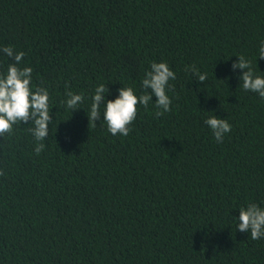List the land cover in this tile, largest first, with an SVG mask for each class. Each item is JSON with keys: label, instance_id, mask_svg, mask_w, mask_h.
Wrapping results in <instances>:
<instances>
[{"label": "trees", "instance_id": "trees-1", "mask_svg": "<svg viewBox=\"0 0 264 264\" xmlns=\"http://www.w3.org/2000/svg\"><path fill=\"white\" fill-rule=\"evenodd\" d=\"M261 41L264 0H0V73L4 47L23 52L52 117L39 155L31 122L0 137V264H264V238L237 230L264 208V98L232 70L242 55L264 76ZM152 62L176 75L170 111L137 105L127 137L89 124L97 86L139 96Z\"/></svg>", "mask_w": 264, "mask_h": 264}, {"label": "clouds", "instance_id": "clouds-1", "mask_svg": "<svg viewBox=\"0 0 264 264\" xmlns=\"http://www.w3.org/2000/svg\"><path fill=\"white\" fill-rule=\"evenodd\" d=\"M2 51L11 58L14 63L9 64L6 73H0V137L10 134L13 126L17 124H29L28 132L39 142L34 152L39 155L45 149V138L49 134V124L52 123L49 106V92L46 88L32 87L31 67H19L23 60V52H15L11 46H6ZM259 58L264 59V41L259 46ZM242 70L239 77L245 91H250L264 98V76L257 75L251 67V62L244 56H238V62L232 64V70ZM191 71L201 84L207 79L206 73H200L195 66L185 69ZM176 75L166 62H152L150 70L145 72L142 80L143 94L137 96L132 87H121L115 100H106L108 88L100 84L95 88L87 117L89 124H96V121L103 117L107 130L113 136L119 134L127 137L131 131L129 127L137 116V105L147 108L156 98L155 106L161 111L155 115L160 117L171 110V99L167 95L168 90L173 86L169 85L170 80H175ZM66 103L68 109L75 111L77 106L83 102L82 94L66 92ZM103 105V106H102ZM103 109V115H101ZM204 123L210 127L213 136L218 143L223 142L225 134L231 131V125L226 119L218 118L216 115L207 118ZM0 175L3 172L0 171ZM239 223L237 230L249 233L253 240L264 238V208L255 203H249L246 207L239 209Z\"/></svg>", "mask_w": 264, "mask_h": 264}]
</instances>
